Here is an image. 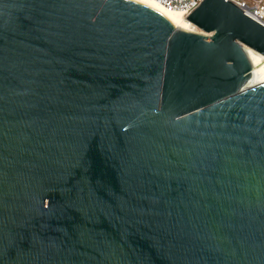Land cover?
<instances>
[{
  "label": "water",
  "instance_id": "1",
  "mask_svg": "<svg viewBox=\"0 0 264 264\" xmlns=\"http://www.w3.org/2000/svg\"><path fill=\"white\" fill-rule=\"evenodd\" d=\"M186 19L0 0V264H264V26Z\"/></svg>",
  "mask_w": 264,
  "mask_h": 264
},
{
  "label": "built area",
  "instance_id": "2",
  "mask_svg": "<svg viewBox=\"0 0 264 264\" xmlns=\"http://www.w3.org/2000/svg\"><path fill=\"white\" fill-rule=\"evenodd\" d=\"M170 11H179L186 18L193 13L204 0H158ZM233 2L243 12L264 26V0H227Z\"/></svg>",
  "mask_w": 264,
  "mask_h": 264
},
{
  "label": "bare ground",
  "instance_id": "3",
  "mask_svg": "<svg viewBox=\"0 0 264 264\" xmlns=\"http://www.w3.org/2000/svg\"><path fill=\"white\" fill-rule=\"evenodd\" d=\"M140 3H143L160 13H162L164 16L170 20V22L177 28L188 30V31H195L196 27L190 23L186 17L179 11H170L167 8H165L160 1L158 0H135ZM249 54L256 66V68L262 66L264 64V56L260 55L259 53L249 50ZM258 83L264 82V75L257 79Z\"/></svg>",
  "mask_w": 264,
  "mask_h": 264
}]
</instances>
